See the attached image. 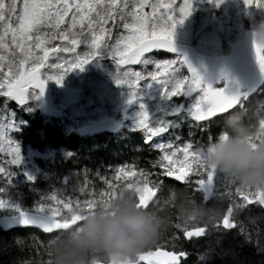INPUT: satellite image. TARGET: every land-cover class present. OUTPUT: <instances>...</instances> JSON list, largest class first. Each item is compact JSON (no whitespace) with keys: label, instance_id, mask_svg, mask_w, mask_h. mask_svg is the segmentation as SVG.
<instances>
[{"label":"snow or ice","instance_id":"1","mask_svg":"<svg viewBox=\"0 0 264 264\" xmlns=\"http://www.w3.org/2000/svg\"><path fill=\"white\" fill-rule=\"evenodd\" d=\"M243 3L247 7L253 4V0H243ZM146 6L152 11L145 12ZM257 7H264V3L257 0ZM161 8L169 10L171 4L149 3V0H0V95L24 105L29 98L26 85L31 84L42 94L46 80H55L59 85L65 74L75 69L82 70L85 64L100 54L115 60L117 66L137 63L145 65L149 58L145 54L154 49L174 51L173 28L189 14V0H183L179 8V20L168 11L158 12ZM121 26L126 34H117L115 42L109 43L113 35L112 29ZM54 41L60 43L53 44ZM259 41L253 42V51L260 71L264 72V34H261ZM80 45L86 49L83 54L77 52ZM62 53H75V56L69 59L61 56ZM50 55L57 62H50ZM156 60L158 62L154 65L157 71H151L149 78L160 84L162 96L172 99L198 90L200 95L190 108L189 115L201 128L205 124H215L220 132L225 117L237 106V97L226 95L222 88L214 89L203 84L201 77L191 66L187 68L190 75H182V58ZM49 68L54 71L45 78L41 69ZM142 79L144 76L140 72H125L123 75H115L114 82L118 86L126 85L131 90V103L136 99L135 90ZM35 93L36 91L31 92L33 97ZM137 128L145 132V143L169 131L167 124L151 125L143 105L140 106L136 119L135 129ZM4 131L6 129L0 130V139L3 138ZM262 137L264 121L259 122L258 130L253 132L251 139L259 142ZM214 138L210 137L209 142ZM176 141H180L179 137ZM203 145L195 141L160 145V155L151 162L152 169L158 171L140 169L139 172H133L131 169H122L121 179L125 176L134 179L126 182L119 192L115 185L109 183V190L101 193L99 198H88L81 202L50 197L49 201L57 205L63 204L67 212L62 214L60 209L51 207L48 203L41 206L37 211L46 210L49 218L39 225L40 229L53 237L80 221L83 214L94 211L98 204H106L121 194H132L138 207L151 208L154 202L160 201V193L165 189L176 188L175 184H169L163 178H171L181 185H191L195 177V191L203 193L204 199H207L215 183L216 195L227 197L230 201L227 212L222 217L223 228L233 226L229 217L234 208L254 201L264 206L262 189L243 190L235 187L233 194V185L205 164ZM253 146L255 147V143ZM14 152L11 163L16 165L20 161L17 147ZM4 172L5 169L0 168V173ZM80 191L83 192L84 189L81 188ZM237 196L240 197L239 201L235 199ZM3 206L4 202L0 201V207ZM17 211L21 223L28 225L30 221L25 218V213L19 209ZM220 223L221 221L215 227H220ZM171 228L176 231L165 233L155 245L140 251L126 264H142L145 261L148 264H182L180 258L186 257L187 253L176 250L180 239L177 232L182 231L183 238L187 239L200 237L206 231L204 227L191 230L178 226ZM168 244H171L172 250H163ZM93 264H104V261L94 257Z\"/></svg>","mask_w":264,"mask_h":264},{"label":"trees","instance_id":"2","mask_svg":"<svg viewBox=\"0 0 264 264\" xmlns=\"http://www.w3.org/2000/svg\"><path fill=\"white\" fill-rule=\"evenodd\" d=\"M113 32L117 33L118 28ZM2 100L0 116L4 120L12 117L13 128L6 135L9 142L0 148V168L5 169L4 173H0V201L4 202L0 217L17 213V209L46 214V210L37 211L46 203L57 207L63 214L67 209L63 208V204L49 201L50 197L81 202L88 198H99L101 193L109 190V183L115 185L119 192L126 182L134 179L130 176L121 179L122 169L133 172L140 169L158 171L152 169L151 162L160 155L159 150L140 147L138 133H122L117 138L110 135L80 136L68 131L67 120L61 122L41 117L36 108L32 113H27L13 101L1 97ZM234 112L241 123L251 125L257 131L259 122L264 121V84L257 94ZM217 133L219 128L215 124H205L201 128V125L189 121V125L182 124L178 130L180 141L172 140L181 144L193 141L206 144ZM16 147L20 161L15 165L11 161ZM63 179H66L65 183ZM163 179L175 184L177 189L186 190L197 200L203 198L201 193L195 191V177L191 185ZM232 192L235 193L234 186ZM166 194L167 189L159 195L163 197ZM214 195L216 187L212 197ZM212 197L207 201L209 205L214 202ZM235 199L239 201L240 197ZM229 204L227 197L221 198L223 214ZM232 220L235 224L233 230L215 227L209 231L206 228L201 238L185 239L182 231H178L180 239L176 250L187 253L186 257L181 258L182 264H264V208L256 202L242 205L233 209ZM196 227L203 226L195 225L189 229ZM173 231L176 230L170 228L166 233ZM50 238L51 234L33 229L9 232L0 229V264H48L46 246ZM161 243L163 245L164 241ZM164 249L172 250L171 244ZM98 258L104 261L102 256Z\"/></svg>","mask_w":264,"mask_h":264},{"label":"rangeland","instance_id":"3","mask_svg":"<svg viewBox=\"0 0 264 264\" xmlns=\"http://www.w3.org/2000/svg\"><path fill=\"white\" fill-rule=\"evenodd\" d=\"M260 2L264 3V0H260ZM149 3H170L171 9L161 8L158 9V12L168 11L169 14H175L177 20L180 19L179 8L183 4V0H149ZM189 5V14L183 18L182 22L176 23L173 28L172 41L190 45L200 54L212 57L226 55L229 52L228 44L240 41L243 34L248 30L263 31L264 7H257V0H253V4L247 7L243 0H189ZM144 11L151 12L152 9L146 6ZM115 29L117 28H113L112 31ZM120 33L126 34L122 26L118 28L117 33L114 34L113 32L108 42L114 43L116 35ZM58 43L60 42H53V44ZM85 51L83 45L78 46L77 52L83 54ZM61 56L71 59L75 53H62ZM146 57L149 58L145 65L121 68L116 65L115 60L100 54L85 64L82 70L75 69L65 74L59 85L55 80H46L45 83L50 86L53 92L52 98L55 107L60 112L58 121L67 119L71 131L77 132L80 127L92 121H101L111 117L123 122L129 134L132 132L145 134L143 130L135 129L140 106L143 105L144 111L150 117L151 125L167 124L169 126L167 142H162L161 138L158 137L154 146L159 149L162 144L176 141L181 125H189V110L200 93L191 97L183 95L165 99L161 94L160 84L152 81L149 75L151 71H157L154 65L158 62L156 59H175L178 57L162 54L161 56L151 54ZM50 62H57L54 56L50 58ZM181 67L182 75H186L183 65ZM52 71L54 70L50 68L44 69L42 74L46 78ZM125 72L130 74L140 72L144 76L135 90L136 99L131 103H129L131 90L126 85L118 86L114 82L115 75H123ZM62 85L83 92L78 104L66 108L65 98H62L57 92V89ZM28 95L29 98L24 105H19L15 101L14 103L18 108L25 109L27 113H32L37 107L38 93L36 92L34 97L31 92ZM1 97L11 100L3 95H0ZM12 128L13 118L4 120L0 116V130L6 129L3 138L0 139V148L4 143L9 142L6 141V135Z\"/></svg>","mask_w":264,"mask_h":264},{"label":"clouds","instance_id":"4","mask_svg":"<svg viewBox=\"0 0 264 264\" xmlns=\"http://www.w3.org/2000/svg\"><path fill=\"white\" fill-rule=\"evenodd\" d=\"M253 132L231 111L221 131L203 145L202 155L205 164L234 187L264 190V137L255 142ZM212 199L209 205L173 187L151 208H144L137 206L132 194L117 195L51 237L46 246L48 264H93V258L100 256L104 264H126L172 226L187 230L202 225L211 231L223 217L221 197Z\"/></svg>","mask_w":264,"mask_h":264},{"label":"water","instance_id":"5","mask_svg":"<svg viewBox=\"0 0 264 264\" xmlns=\"http://www.w3.org/2000/svg\"><path fill=\"white\" fill-rule=\"evenodd\" d=\"M261 34L255 31H248L243 35L241 41L229 44V54L224 56L209 57L206 55L199 54L193 47L177 44L172 41V47L174 51L167 52L166 50L159 49L153 50L146 55L151 54L155 51L166 53L169 55H176L182 58L183 65L187 71L188 66L195 69L196 73L201 77L202 83L207 86L214 87L216 84L220 83L222 80L225 86L222 88L226 95L236 96L239 103L242 97L248 98L254 90H257L264 79V72H261L259 66L255 60V54L253 51V42L259 43V37ZM137 64H124L119 65L120 67L137 66ZM42 70V69H41ZM188 75H190L187 72ZM229 83L232 85L229 86ZM242 88L246 91L241 93ZM27 89H34L39 92L38 89L33 88L30 84ZM67 96V104L72 105L79 100V95L81 90H71L69 88H60ZM197 91L187 94L188 96H193ZM40 94L38 99V111L41 115L50 118H56L58 115L57 110L54 108L51 92L48 86L45 84L43 93ZM237 103V105H238ZM231 111V110H230ZM191 117V116H190ZM122 129V124L116 122L113 119H106L102 122H92L86 127L79 130V134L82 136H92L100 134L103 132L116 134ZM163 134V133H162ZM172 180L171 178H168ZM179 183V182H178ZM213 190V189H212ZM212 191L208 194L206 201L211 197ZM227 212V211H226ZM25 218L30 221L28 225L21 223V217L18 214L0 218V228L9 232L14 229H36L43 234H48L43 232L39 225L48 220V215H40L32 212H24ZM231 215V214H230ZM230 221V217H229ZM230 224L233 223L230 221ZM222 225V222H221ZM232 227L225 229H232ZM202 237V236H200ZM199 238V237H194ZM190 239V238H187ZM182 258V257H181ZM147 264L148 262L145 261Z\"/></svg>","mask_w":264,"mask_h":264},{"label":"bare ground","instance_id":"6","mask_svg":"<svg viewBox=\"0 0 264 264\" xmlns=\"http://www.w3.org/2000/svg\"><path fill=\"white\" fill-rule=\"evenodd\" d=\"M63 136V135H62ZM63 182L65 183L66 182V179H63ZM86 185V184H85ZM233 228H235V224H233ZM224 230H226L225 228H224ZM164 250V249H163ZM183 258V257H182ZM142 264H147L146 262H142Z\"/></svg>","mask_w":264,"mask_h":264},{"label":"flooded vegetation","instance_id":"7","mask_svg":"<svg viewBox=\"0 0 264 264\" xmlns=\"http://www.w3.org/2000/svg\"><path fill=\"white\" fill-rule=\"evenodd\" d=\"M63 86H65V85H63ZM221 86H222V84H221L219 87H221ZM143 140H144V139H143ZM144 142H145V140H144ZM150 159H151V158H149V161H150Z\"/></svg>","mask_w":264,"mask_h":264}]
</instances>
